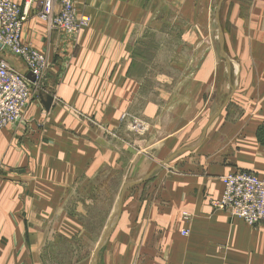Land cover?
Returning <instances> with one entry per match:
<instances>
[{
	"label": "crops",
	"instance_id": "1",
	"mask_svg": "<svg viewBox=\"0 0 264 264\" xmlns=\"http://www.w3.org/2000/svg\"><path fill=\"white\" fill-rule=\"evenodd\" d=\"M74 5L89 20L75 36L35 7L22 28L48 68L0 130V264H93L129 183L96 264H264V222L211 205L224 176L264 178V0H223L224 56L214 0Z\"/></svg>",
	"mask_w": 264,
	"mask_h": 264
},
{
	"label": "built area",
	"instance_id": "2",
	"mask_svg": "<svg viewBox=\"0 0 264 264\" xmlns=\"http://www.w3.org/2000/svg\"><path fill=\"white\" fill-rule=\"evenodd\" d=\"M33 7L38 19L68 35H77L89 22L77 15L74 0H24L23 6L12 0H0V130L20 121L32 94L46 76L45 57L21 40L23 25ZM5 55L18 59L33 81L12 68ZM221 182L220 198L211 201L215 210L225 211L230 218L250 227L264 222V178L239 171L224 176Z\"/></svg>",
	"mask_w": 264,
	"mask_h": 264
},
{
	"label": "water",
	"instance_id": "3",
	"mask_svg": "<svg viewBox=\"0 0 264 264\" xmlns=\"http://www.w3.org/2000/svg\"><path fill=\"white\" fill-rule=\"evenodd\" d=\"M223 0H219L217 6H216V9H215V22L217 24V27H218V41H219V47H220V54L222 56H224V53H223V34H222V30H221V26H220V23H219V10H220V7H221V4H222ZM26 78L29 80V81H33V76L31 74H28L26 76ZM51 98H46V101L44 103V107L45 109L48 111L50 109V106H51ZM133 184L132 183H129V184H126L123 186L120 194H119V198L117 200V203H116V206H115V209L110 217V220H109V223L105 229V231L103 232L102 234V237H101V240L98 244V247H97V250L95 251L94 255H93V264H96V259H97V255H98V252L99 250L101 249V247L104 245V243L107 241V239L110 237V235L112 234L118 220H119V215H120V211H121V206H122V198H123V194L124 192L129 188L131 187Z\"/></svg>",
	"mask_w": 264,
	"mask_h": 264
},
{
	"label": "rangeland",
	"instance_id": "4",
	"mask_svg": "<svg viewBox=\"0 0 264 264\" xmlns=\"http://www.w3.org/2000/svg\"><path fill=\"white\" fill-rule=\"evenodd\" d=\"M218 2H219V0H214V9H213V13H214V11H215V9H216V5L218 4ZM220 13H222V11L221 10H219V14ZM220 23V22H219ZM216 28H217V24H216V22L214 23V26H213V32H214V34L216 35ZM215 45L217 46V48H218V43L216 42V40H215ZM215 46V47H216ZM7 56L8 55H5L4 57H5V59L7 60ZM9 57V56H8ZM8 61V60H7ZM118 187H120V176L118 175ZM111 188H112V193H109L108 194V199H106V200H102L101 202H100V206H99V209H100V218H96V222H98V224H99V222H100V224H102L104 221H105V219H107V214L108 213H110L109 211H111L110 209V205L113 203V189H114V186L112 185L111 186ZM112 197V198H111ZM110 198H111V200H110ZM99 224V225H100ZM92 226H94L93 224H92ZM96 227H97V223H96V225H95Z\"/></svg>",
	"mask_w": 264,
	"mask_h": 264
},
{
	"label": "bare ground",
	"instance_id": "5",
	"mask_svg": "<svg viewBox=\"0 0 264 264\" xmlns=\"http://www.w3.org/2000/svg\"><path fill=\"white\" fill-rule=\"evenodd\" d=\"M30 74V73H29ZM221 181H222V179H221Z\"/></svg>",
	"mask_w": 264,
	"mask_h": 264
}]
</instances>
